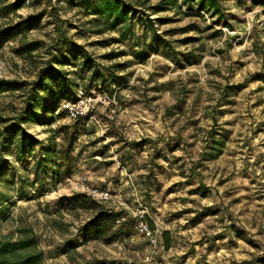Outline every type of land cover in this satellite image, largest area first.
Here are the masks:
<instances>
[{"label": "rangeland", "instance_id": "rangeland-1", "mask_svg": "<svg viewBox=\"0 0 264 264\" xmlns=\"http://www.w3.org/2000/svg\"><path fill=\"white\" fill-rule=\"evenodd\" d=\"M85 1L0 15V30L22 28L0 45V79L26 85L0 94V237L33 236L45 264H264V0H214L217 11L177 0L159 13L160 0H124L130 31L107 30ZM23 41L38 44L31 57L16 52ZM78 47L102 79L22 124V153L3 128L54 52ZM79 62L64 69L77 85ZM86 94L91 117L71 120L65 106ZM52 141L71 159L39 166ZM93 189L122 214L111 244L85 240L92 213L60 205ZM147 219L156 245L139 230Z\"/></svg>", "mask_w": 264, "mask_h": 264}, {"label": "trees", "instance_id": "trees-1", "mask_svg": "<svg viewBox=\"0 0 264 264\" xmlns=\"http://www.w3.org/2000/svg\"><path fill=\"white\" fill-rule=\"evenodd\" d=\"M198 6L201 9L217 11L216 2L214 0H198ZM91 15L104 20L106 29L115 31L119 27H124L125 31H130L136 15L124 0H88L83 2ZM170 6H177V0H160V2L153 6L155 13L165 11ZM25 7V0H16L7 6L0 7V15L8 16L9 13H17ZM150 27L154 30L152 23ZM22 31L21 25L8 26L0 30V45L9 42L19 36ZM158 36H154L157 40ZM38 44L35 42L23 41L16 52L20 55L30 56L38 49ZM81 47H78L75 54H64L57 49L54 52L52 59L45 68H41L38 72L36 82L32 89L27 94L25 99L24 109L19 114L17 122L5 126L1 133L4 141L11 143L16 142L20 151L23 153L26 146L24 139L27 134L21 128L22 124L34 121H43L38 110L48 114L55 112L59 103L70 97L73 94V89L77 87H84L92 89L91 84H96L102 79L97 76V73L87 75L93 69V62L85 54L81 52ZM82 60L79 62V60ZM72 61L79 62L81 67L80 84H76V80L69 77L68 72L64 69L71 65ZM104 87L107 85L103 82ZM25 83H18L10 80L0 79V94L6 92H15L23 90ZM26 112L28 117L25 116ZM45 121V120H44ZM37 144V142H34ZM217 149V148H215ZM218 152L220 150L217 149ZM219 154H215V158ZM69 151H58L56 142L52 141L49 147L45 150V157H40L39 166L50 164L52 167H62L64 161L70 160ZM59 174V173H58ZM60 205L63 209L82 210L92 213V217L85 226L84 238L88 241H101L106 244H111L119 237L120 230L116 229L117 221L121 218V213H115L107 210L101 202L91 198L87 194H74L72 196H64L60 198ZM147 224L153 228L151 220H146ZM164 246L166 249L171 247V240L169 232L163 234ZM247 264L248 262H244ZM0 264H45L43 253L39 249L37 242L30 235H24L16 241L0 237Z\"/></svg>", "mask_w": 264, "mask_h": 264}, {"label": "built area", "instance_id": "built-area-1", "mask_svg": "<svg viewBox=\"0 0 264 264\" xmlns=\"http://www.w3.org/2000/svg\"><path fill=\"white\" fill-rule=\"evenodd\" d=\"M40 1H43V0H25V7H28V8L32 7L35 4L39 3ZM55 2L56 0H53V4ZM61 3L62 2H60V4ZM94 102H95L94 96L89 95V94L82 95L75 103L67 104L65 106V110L67 112L68 117L71 120H78L79 118H83V117H91L90 112H91ZM88 195L98 202L105 203L110 200V196L107 193L101 192L96 189L90 190ZM139 230L143 234H145L148 238H150L154 245H156L157 241H156L154 232L149 229L148 224L141 222L139 224Z\"/></svg>", "mask_w": 264, "mask_h": 264}]
</instances>
